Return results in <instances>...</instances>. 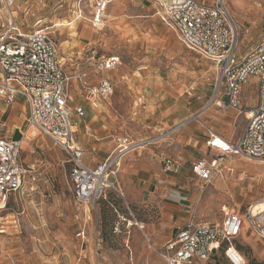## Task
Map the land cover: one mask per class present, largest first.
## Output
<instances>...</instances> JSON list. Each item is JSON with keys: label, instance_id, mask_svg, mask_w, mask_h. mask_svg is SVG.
I'll return each mask as SVG.
<instances>
[{"label": "rangeland", "instance_id": "rangeland-1", "mask_svg": "<svg viewBox=\"0 0 264 264\" xmlns=\"http://www.w3.org/2000/svg\"><path fill=\"white\" fill-rule=\"evenodd\" d=\"M95 1L19 0L10 12L24 32L33 28L48 29L57 43L65 70L73 74L70 63L75 66L82 61L84 71L90 77L88 82H97L101 75L94 73L95 60L109 55L120 57L121 63L116 69L103 72L113 77L114 91L108 100L98 102L111 103L116 97V112L122 119L120 130L126 137H154L169 128L163 124L161 129H156L148 124L149 120L145 123L144 117L150 116L151 111L174 107L172 111L176 110L180 115L181 109L191 105L193 110L201 108L210 99L215 78L212 63L188 50L175 33L160 22L154 15V5L150 0H111L98 28L92 27L89 21ZM199 1L209 3L212 0ZM224 2L237 27V52L243 55L263 37L264 0ZM10 12L0 5V32L4 30ZM63 20L72 21L74 28L71 30L60 25ZM72 31L76 35L72 36ZM68 56L72 57L70 62ZM160 80L168 87L176 81L177 97L172 94L166 101L163 99L162 104L148 105L140 89L155 86ZM76 86L77 82L71 80L70 105L90 102L86 93L80 94ZM120 86L128 87L130 95H121ZM251 90V94L247 92L245 95L244 105H249L255 92L254 85ZM187 91L191 94L188 95ZM140 96L141 102L138 101ZM16 100L23 101L22 98ZM5 107L0 100V133L6 129L1 127V122L11 114L10 107L4 110ZM228 110H220L211 104L203 111L224 115ZM12 115L15 124L18 122L24 131L23 116L14 111ZM211 119L212 116L207 120L200 117L199 121L193 120L187 126L194 125L204 130ZM235 129L237 127H232L231 132ZM36 139L39 148L30 156V161L45 169L46 174L43 180V175H40L34 183L26 179L23 188L11 198L4 225L6 233H0V264H69L68 259L74 261L72 264H165L159 253L171 232L163 221L159 199L130 201L119 182L123 195L107 191L95 205L79 203L74 199L68 180L71 167L68 157L48 139L41 136ZM160 141L146 147H169V137ZM31 143L30 146L25 145L27 150ZM202 156L207 157L205 154ZM222 162L234 169L231 174L224 175L225 178L217 176L212 181L213 185L208 186L197 184L195 179L190 182L194 186L190 198L191 213L200 219L218 217L222 205L242 213L264 200V162L244 157H227ZM191 176L195 178L192 173ZM31 186L35 189L30 190ZM41 187L45 189L44 196L39 195ZM199 211L205 218L199 216ZM39 217L44 220L38 223L29 221L32 218L39 220ZM79 230H83L84 235L78 233ZM67 231L70 236L65 237L63 234ZM236 244L241 246L240 252L248 264H252L251 261L264 264V240L246 229L236 239ZM217 264L229 263L220 256Z\"/></svg>", "mask_w": 264, "mask_h": 264}, {"label": "built area", "instance_id": "built-area-1", "mask_svg": "<svg viewBox=\"0 0 264 264\" xmlns=\"http://www.w3.org/2000/svg\"><path fill=\"white\" fill-rule=\"evenodd\" d=\"M155 15L173 30L189 50L210 61L215 69L210 99L187 119L180 121L167 133L154 137L131 139L117 137L111 152L93 166L83 164V151L75 146L72 114L85 118L82 106H69V84L78 83L90 100L108 99L113 83L101 77L94 86L85 82V71L67 74L63 58L58 54L57 43L46 28H33L24 32L14 20L10 10L19 0H0L10 15L0 32V98L6 106L22 98L27 107L25 130L17 139L0 134V231L5 230L10 200L19 192L26 179L34 183L37 169L26 167L21 161L23 141L37 136L48 139L68 157L71 164L68 180L74 199L79 203L95 205L107 191L123 192L119 173L127 154L157 143L166 134L193 120H200L201 112L209 105L220 110L240 111V92L250 78L256 80V103L241 110L245 120L235 141H227L207 129L206 145L216 155L199 159L191 164L194 175L207 184L221 175L222 160L227 157H244L264 162V33L262 39L243 55H239V35L224 0L209 3L199 0H150ZM109 0H96L90 24L98 28L103 23ZM81 13V9L78 10ZM121 63L118 55L101 57L96 62L100 72L116 69ZM27 134L30 137L27 138ZM34 153V150L30 151ZM164 168L177 171L179 165L171 157H163ZM35 187L31 186L30 190ZM220 220H202L194 214L179 226L161 248L165 264H206L221 251L229 264H248L236 247V239L245 224L258 238L264 240V210L249 207L243 213L222 208Z\"/></svg>", "mask_w": 264, "mask_h": 264}, {"label": "crops", "instance_id": "crops-1", "mask_svg": "<svg viewBox=\"0 0 264 264\" xmlns=\"http://www.w3.org/2000/svg\"><path fill=\"white\" fill-rule=\"evenodd\" d=\"M110 1L111 0H109V2ZM154 9H155V5H154ZM154 15H155V10H154ZM158 19L160 20L159 17ZM160 22L166 25L161 20ZM175 35L178 38L176 33ZM92 59H94V57H92ZM71 60L72 57L68 56V61L70 62ZM97 60H95V63L93 64L95 67L94 73L95 74L100 73L101 75L98 78L97 82L95 83L88 82V80H90V77L86 76L85 78L86 84L88 86H94L99 82L101 77H106L110 79V81L113 83V89H114L115 82L113 77H110L109 75H104L103 72H100L96 68ZM84 65L85 64L82 61L80 63H75V66L74 64L70 63V67L73 70V74H75L78 71H84L85 70ZM65 72L71 75V72L69 71L67 72V70H65ZM171 85L168 87L166 84H164L163 81L160 80L158 81V84L155 86L142 87L140 89L141 95L142 94L144 95L143 97L145 100H147V104L148 103L153 105L156 103L162 104L163 103L162 100L164 99V101H166L167 97L172 96V94L174 98L177 97L176 81H173V86ZM252 85L255 86V92H253V97H251L249 100L248 103L249 105H244L246 93L247 92H249V94L252 93L251 90ZM76 89H78V92L80 94H83V91L78 86V83ZM119 90L121 95L124 94L130 95L131 93L128 90V87L120 86ZM187 93L188 95L191 94L189 91H187ZM152 95L155 96H153L152 98ZM256 96H257L256 80L254 78H250L248 82L245 85H243L241 89L239 110L241 111L248 107L254 106V104L256 103ZM0 100L2 99L0 98ZM106 100L92 99L90 100V102H86V101H82L81 103L77 102V104L71 106L70 103L72 101V97L70 94V100L68 102L69 106L71 108L75 106H82L86 111V116L83 119H80L75 113H73L71 117L73 124V131H74L73 136L75 139L74 143L76 147L80 148L83 151L82 161L83 164L86 166H93L96 163L105 159V157L113 149L115 144V139L117 137L127 136L121 134L120 129L122 127L121 126L122 119H121V115L116 112V102H115L116 97L114 96V98H112L111 103L98 102V101H106ZM138 101L141 102V96L140 98H138ZM134 104H136V102H134ZM175 104L176 102H174V105ZM164 106L167 107L166 104ZM169 106H172V104H170ZM9 107L11 114H7L6 120L1 122V127L2 128L5 127L6 129L4 130L3 133L0 134L8 138L17 139L20 136V132L23 133L24 131L21 130L20 124L18 122L17 124H15L14 121L15 117L12 115V112L14 111L17 114L20 113V115L23 116L22 122L24 123L27 113V107L24 100L22 102H18V100H15L11 105L6 106L4 110H6V108ZM21 108L22 111H20ZM172 109H174V107H171V109L169 108V110H166V108H164V110L160 109L159 111H155V112L151 111L150 116L148 115L147 117H144V122L146 123V121L149 120L148 124L152 125L156 129H161L162 125L165 124L169 128L163 131L168 132L173 127H175L180 121L187 119L192 114L200 110V108L193 110L194 107L193 105H191L189 108L185 107L184 109H181V113L179 115L176 110L172 111ZM170 110L171 112H168ZM191 110L193 111L189 113ZM240 111L235 109H229L227 113L224 115L213 114L210 111L208 112L206 111L204 113V111H202L200 117H202L203 119L207 120L209 116L213 117V119L208 121V124L207 126L204 127V130H199L194 125L187 126L189 124L188 122L185 125L176 128L173 132L166 134L163 137V140L161 141L166 140L168 137L170 138L169 147L163 148L161 147V145L155 147H146V148L144 147L143 149H138L136 151L127 154L122 162V168L119 173V182H121V184L124 186L126 193L129 196V200L138 202L141 199L142 200L159 199L162 205L161 213L163 216V221L168 224L169 231L171 232L172 235L174 229L180 224H182L188 218V216L192 214L190 198L194 193V189H193L194 186H191L190 182H192L193 179H195L197 184L201 183L203 186L205 185L208 186L209 184L213 185L212 181L215 177H213L211 179V182L207 184L204 180L194 175L191 171V164L194 163L195 161L203 158L209 159L216 155L215 151L210 149L206 145V141L208 140L207 129L208 128L211 129L215 134H217L218 136L222 137L227 141H235L238 138L240 132L242 131L245 122L243 115ZM178 117L181 118L178 120ZM232 127H237V129H235V132L233 133L231 132ZM225 128H229V130H226ZM163 131L160 132L159 134H162ZM36 138L37 137L28 138L27 140L23 141L20 152V158L24 166L33 167L37 169V173L43 175V177H41V179L43 180L44 175L46 174V170L40 169V167L37 166L35 162L30 161L32 160L30 156L36 154V149L39 148V146L37 145L38 141ZM135 139H139V138H135ZM34 141H36V144H34ZM30 142H32L31 147L29 150H27L26 149L27 147H25V145L30 146L29 144ZM32 150H34V153L30 152ZM202 154L207 155V157H203ZM163 157L173 158V160L179 165V169L177 171L172 169L169 170L165 169L162 163ZM159 159L161 164L159 163ZM233 170L234 169L232 166L222 162L221 175L218 177L225 178L224 175L227 176L228 174H231ZM191 173L195 176V178L191 176ZM39 192H40L39 195L44 196L43 195L45 192L44 187H41L39 189ZM50 193H52V191ZM53 193L55 192L53 191ZM222 208L226 210L234 211L233 209H230L228 206L222 205L220 207L218 217L205 218L203 217L205 215L201 211H199L200 213L199 212L198 213L200 217L205 218L202 220L218 221L223 217ZM36 209L39 210L38 207H36ZM235 212H239V211H235ZM42 220L44 219L42 217L41 218L39 217V220L37 219L35 220L32 218L29 221L31 222L33 221V223L35 222L38 223V221L40 222ZM14 223L16 222L14 221ZM17 225L16 226L11 225V227H17ZM246 229L249 230L248 227L244 224L241 233ZM0 233L1 234L6 233V229L0 231ZM78 233L84 235L83 230H79ZM63 235L65 237L70 236V232L67 231V233H64ZM65 253L69 254L67 250H65ZM72 254H73L72 256L74 257L75 254L74 253ZM220 256L223 257L222 252L221 251L216 252L206 264H217ZM68 261L69 264H72L74 262V261L71 262L72 260L70 259H68Z\"/></svg>", "mask_w": 264, "mask_h": 264}, {"label": "bare ground", "instance_id": "bare-ground-1", "mask_svg": "<svg viewBox=\"0 0 264 264\" xmlns=\"http://www.w3.org/2000/svg\"><path fill=\"white\" fill-rule=\"evenodd\" d=\"M60 25L62 26H67L69 27L71 30L74 28V24L72 21H68V20H63L61 23H59ZM71 35L74 36L76 35V32H71ZM30 137V134H27V138ZM255 208H258V209H261V210H264V200L263 201H260L258 202L256 205H255Z\"/></svg>", "mask_w": 264, "mask_h": 264}, {"label": "trees", "instance_id": "trees-1", "mask_svg": "<svg viewBox=\"0 0 264 264\" xmlns=\"http://www.w3.org/2000/svg\"><path fill=\"white\" fill-rule=\"evenodd\" d=\"M99 200H101V199H99ZM99 200H98L97 202H99ZM236 247H237V249H238L239 251H242V250H241L242 248H241L240 245H237V244H236ZM251 263H252V264H258V263H254L253 261H251Z\"/></svg>", "mask_w": 264, "mask_h": 264}]
</instances>
